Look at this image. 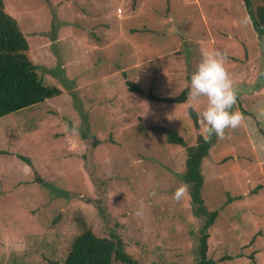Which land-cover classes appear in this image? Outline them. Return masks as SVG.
<instances>
[{
    "label": "rangeland",
    "instance_id": "rangeland-1",
    "mask_svg": "<svg viewBox=\"0 0 264 264\" xmlns=\"http://www.w3.org/2000/svg\"><path fill=\"white\" fill-rule=\"evenodd\" d=\"M2 1L39 79L61 93L0 118V264L62 262L84 227L118 237L141 264H195L200 222L189 195L172 198L184 184L186 150L145 130L166 127L191 146L193 123L185 105L151 102L125 82L176 96L205 50L227 56L238 89L232 111L245 117L225 139L215 136L201 161L202 197L218 211L207 256L217 264H264V115L251 106V94L264 87V39L240 23L238 3ZM253 65L256 78L248 83ZM189 102L198 113L207 106L206 98ZM140 202L143 218L135 215Z\"/></svg>",
    "mask_w": 264,
    "mask_h": 264
},
{
    "label": "trees",
    "instance_id": "trees-1",
    "mask_svg": "<svg viewBox=\"0 0 264 264\" xmlns=\"http://www.w3.org/2000/svg\"><path fill=\"white\" fill-rule=\"evenodd\" d=\"M232 1L238 3L245 15L252 17L255 30H253V25L249 26L256 38L264 39V0ZM257 33H259V37ZM28 51V42L17 21L7 14L4 10L3 1L0 0V118L41 104L61 93L56 87L46 86L41 82L36 73V65L26 55ZM256 68V65L251 67V76L247 81L248 83L254 82ZM125 84L129 92L144 95L151 102L183 104L186 106L187 114L195 130L193 145H187L180 135L163 126H150L145 130L163 136L167 144L186 150L181 180L189 189L191 213L200 222L196 234L195 264H217V261L207 256V241L209 238L208 230L214 224L218 211L208 210L204 202L202 197L204 180L200 170L202 159L208 155L215 142V135L212 136L209 142H205L203 139V130L197 122L199 113L188 100L189 86L183 88L176 96L165 97L156 95L152 85L145 91L129 81H126ZM83 121L85 127L82 137L86 139L89 129L85 117H83ZM92 140L91 144L95 147L98 140L94 137H92ZM18 158L26 165L31 166L29 159L20 155ZM37 182L41 183V179H37ZM49 264H141V262L124 249L118 237H99L91 229L84 227L82 232L72 240L64 260L62 262L50 261Z\"/></svg>",
    "mask_w": 264,
    "mask_h": 264
},
{
    "label": "clouds",
    "instance_id": "clouds-1",
    "mask_svg": "<svg viewBox=\"0 0 264 264\" xmlns=\"http://www.w3.org/2000/svg\"><path fill=\"white\" fill-rule=\"evenodd\" d=\"M240 23L247 27L253 25L250 15L241 18ZM253 30L255 26L253 25ZM259 37V33H257ZM227 56L219 50H205L197 66L196 71L191 76L188 100L199 102L206 98L207 106L205 110L197 116V122L202 126L204 133L203 139L209 142L213 135L218 139H225L227 129L239 128L245 120L244 115L239 111H232L237 103L238 89L234 87V82L226 68ZM264 75V73H261ZM264 115V110H261ZM71 132L78 134V129L72 128ZM189 189L186 184H181L173 194V200L180 202ZM155 196L156 193H150ZM136 216L143 218L144 204L140 205L135 213Z\"/></svg>",
    "mask_w": 264,
    "mask_h": 264
},
{
    "label": "crops",
    "instance_id": "crops-1",
    "mask_svg": "<svg viewBox=\"0 0 264 264\" xmlns=\"http://www.w3.org/2000/svg\"><path fill=\"white\" fill-rule=\"evenodd\" d=\"M198 4L199 3L197 2L196 5H198ZM117 14H118V16H120L121 15V11H120V13H117ZM205 24L207 25V22L206 21H205ZM207 30H208V34H207L208 37H214L210 33L208 27H207ZM130 34L133 35V34H135V32L133 33V31H130ZM119 36L120 35L118 33L117 34V37H119ZM55 42H57V41H55ZM130 44L132 45V43H130ZM133 47H135V46H133ZM142 72H145L146 73V68H143ZM123 76L125 77V75H123ZM186 81H187V85L186 86H189L190 87L191 77L190 76L187 77L186 78ZM262 88H264V87H262ZM253 93H254V96H253ZM253 93L251 94L252 95V99H254V97H255V100L251 102L252 103L251 106H252V110L254 111L253 113H256V112H259L260 110H262V108L264 107V89H261V91L260 90L259 91L255 90ZM245 98H247L245 95H241V99H245ZM255 101H259V102H256L255 103ZM244 112H245L244 114H246V115L249 114L247 108H245V111Z\"/></svg>",
    "mask_w": 264,
    "mask_h": 264
}]
</instances>
